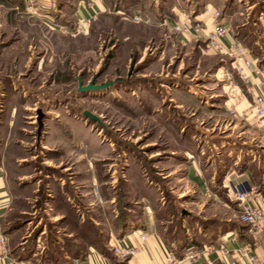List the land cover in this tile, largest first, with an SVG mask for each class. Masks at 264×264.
Returning a JSON list of instances; mask_svg holds the SVG:
<instances>
[{"label":"rangeland","instance_id":"1","mask_svg":"<svg viewBox=\"0 0 264 264\" xmlns=\"http://www.w3.org/2000/svg\"><path fill=\"white\" fill-rule=\"evenodd\" d=\"M104 2L84 34L75 10L92 0H0V156L14 196L4 227L24 264H68L67 250L101 248L144 206L169 233L221 204L240 221L221 179L228 164L211 151L235 139L223 122L242 96L238 57L206 53L204 35L171 26L186 18L206 33V7L221 9L264 63V0ZM78 80L98 87L78 91ZM192 159L216 174L211 192L185 178Z\"/></svg>","mask_w":264,"mask_h":264},{"label":"crops","instance_id":"2","mask_svg":"<svg viewBox=\"0 0 264 264\" xmlns=\"http://www.w3.org/2000/svg\"><path fill=\"white\" fill-rule=\"evenodd\" d=\"M104 9V0H92L90 6L79 4L75 10V16L79 20H94L98 13ZM226 24L229 25L228 22ZM236 40L246 49L244 57L253 62L259 73H248V80L242 83L241 95L243 97L238 96V101L233 107V120L227 124L223 122L224 126L230 125L232 132H235L234 141H218L217 143L213 141L215 151H211L216 155V161H224L228 164L227 172L221 176L222 181L230 179L232 182L254 183L261 195L259 203L264 207V129L257 123V115L253 107L256 88L259 83L264 82V63L258 59L254 52L247 51L241 41L237 38ZM223 42L229 46L228 38H223ZM242 59V57H238L235 63L241 62ZM212 162L214 159L210 161V163ZM199 164L197 160H189L185 178L191 183L192 188H197L201 193L205 191L206 187L211 192V183L216 174L209 172V176H205V170H208L210 166L203 170ZM256 178L260 184L256 182ZM259 187L261 188L259 189ZM13 198L12 187L8 181V170L5 167L3 156H0V225L1 231L6 237L9 254L17 259L10 245L13 234L5 232L4 227L5 219L13 204ZM221 205V213L201 215V219L204 220V222H200L202 224L196 221H187L185 228L182 224L175 232L171 233L167 232L166 226L160 229L164 225L155 222L149 206H144L143 213L138 217L124 219L110 228L101 248L95 244H88L83 251H77V255L74 256L68 252L66 255L70 259L80 258L82 264H162L167 258L168 251L172 250L178 259L191 252L201 253L197 261L184 260L181 264H205L207 260L218 261L220 255L225 260L238 259L237 249L245 244H250L255 253L264 258V233H252L246 225L238 220L237 216L228 210L229 206ZM143 233L147 234L144 240L141 239ZM115 246H134L138 252L131 258L121 259L113 253ZM213 248L215 250H209ZM219 248L225 249L228 253H222ZM68 264H71V260L68 261Z\"/></svg>","mask_w":264,"mask_h":264},{"label":"built area","instance_id":"3","mask_svg":"<svg viewBox=\"0 0 264 264\" xmlns=\"http://www.w3.org/2000/svg\"><path fill=\"white\" fill-rule=\"evenodd\" d=\"M206 12L212 14V28L208 32L204 33V29L200 23H192L188 19L173 21L172 29L182 35H193L197 39L203 38V51L206 53H216L226 55L229 57H242L241 62H237L235 65L238 75L246 82L248 80V73H259V70L255 68L253 62L245 58L246 49L235 38L233 30L230 25H227L223 19V11L221 9L206 7ZM90 20H78L74 31L75 33H87ZM166 23V22H165ZM223 38H228L230 43L226 46L223 42ZM253 107L257 115V123L264 129V82L258 84L256 93L253 96ZM228 195L235 200L240 211V221L248 227L252 233H264V207L260 205L259 201L261 195L259 193L257 185L254 183L232 182L227 179L225 182ZM205 192H209V188H205ZM147 234L143 233L141 239H146ZM220 249V248H219ZM209 250H215L209 249ZM222 253L226 254L228 251L221 248ZM138 249L134 246L113 247V253L115 256L126 259L135 256ZM238 259H222L220 256L218 261L207 260L205 264H264V258L258 256L252 245L245 244L237 249ZM200 252H191L178 259L172 250L167 253V258L162 264H181L182 261L188 260L195 262L200 257ZM0 264H20V262L10 256L9 250L6 244V237L1 231L0 225ZM71 264H82V261L78 257L71 259Z\"/></svg>","mask_w":264,"mask_h":264},{"label":"water","instance_id":"4","mask_svg":"<svg viewBox=\"0 0 264 264\" xmlns=\"http://www.w3.org/2000/svg\"><path fill=\"white\" fill-rule=\"evenodd\" d=\"M103 86L104 85H101L99 87H103ZM95 87H98V86H93L91 85V83L87 84L86 86H82L81 81L78 80V88H77L78 91L88 90V89H92ZM82 114L85 117H89L90 119L97 120V117L93 115L92 113H90L89 111L85 110L82 112ZM43 117H44V113L40 109H37L36 111L37 134H40V129L43 126V121H42Z\"/></svg>","mask_w":264,"mask_h":264},{"label":"trees","instance_id":"5","mask_svg":"<svg viewBox=\"0 0 264 264\" xmlns=\"http://www.w3.org/2000/svg\"><path fill=\"white\" fill-rule=\"evenodd\" d=\"M67 252H68V253H71V255H74V256L77 255V251H72V252H71V251H68V250H67Z\"/></svg>","mask_w":264,"mask_h":264}]
</instances>
